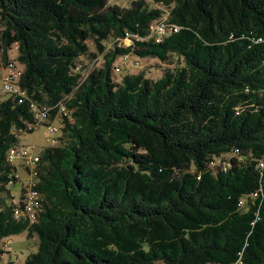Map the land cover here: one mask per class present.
I'll use <instances>...</instances> for the list:
<instances>
[{"label":"trees","instance_id":"obj_1","mask_svg":"<svg viewBox=\"0 0 264 264\" xmlns=\"http://www.w3.org/2000/svg\"><path fill=\"white\" fill-rule=\"evenodd\" d=\"M110 1L0 0V61L27 95L0 103V244L35 238L24 264H264V0ZM164 17L178 31L156 42ZM125 56L181 64L117 82ZM55 120L41 210L16 219L8 150Z\"/></svg>","mask_w":264,"mask_h":264},{"label":"built area","instance_id":"obj_2","mask_svg":"<svg viewBox=\"0 0 264 264\" xmlns=\"http://www.w3.org/2000/svg\"><path fill=\"white\" fill-rule=\"evenodd\" d=\"M151 35L159 42L160 39L170 33H175L178 28L166 21V18L152 23L149 27ZM130 43L128 37L124 38L119 43ZM127 56L124 57L126 59ZM115 73H119L120 69L115 68ZM22 75V66L14 61L1 62L0 61V103L7 98H16L19 102L27 99V95L24 90H21L18 86ZM30 108L32 109L36 120L39 123L47 122L48 114L51 108H38L35 104L31 103ZM58 113L67 116L68 111L63 104H58ZM48 132L52 135L51 138H47L46 141L52 145L56 144V134H59L60 129L54 124L50 123L45 127ZM7 159L9 162H13L14 159H18L21 163V167L25 171V178L22 181L21 176L18 174L15 177L21 181L20 190L17 196L14 195L13 204L17 206L14 208V218L18 219L21 216H26L31 222L35 221L38 213L41 210V196L33 189L35 179L38 172L39 152H36L33 148L17 146L8 150ZM263 162L259 165L263 166ZM13 183L10 182V186ZM14 194V193H13ZM23 194V198L19 195ZM240 264V263H235Z\"/></svg>","mask_w":264,"mask_h":264},{"label":"rangeland","instance_id":"obj_3","mask_svg":"<svg viewBox=\"0 0 264 264\" xmlns=\"http://www.w3.org/2000/svg\"><path fill=\"white\" fill-rule=\"evenodd\" d=\"M111 4H117L119 6H128L129 0H111ZM120 45H128L127 43H122ZM89 51L96 52L95 47L92 41H88ZM106 46L112 47L113 43L107 42ZM17 56V45H13L11 49L8 51V58L11 60H15ZM82 65H87L92 67H99L102 64V56H99L96 60H91L89 57H83L79 59ZM180 61L176 58L172 57L168 61L159 62L155 59H138L134 56H127L126 59L124 57L117 58L114 62L113 67L119 68L120 72H113V77L118 82L120 78L125 74H138L140 72H144L146 78L150 80L158 79L164 70L172 69L175 65H180ZM54 124L60 129L59 121L55 120ZM52 135L48 132L45 127L38 126L35 128V131L32 134L22 133L18 136V143L20 146L33 148L36 152H40V150L44 147H49L52 144L46 141L47 138H51ZM58 137V134L54 136ZM12 164L16 167L18 174L21 176L22 181L25 178V171L21 167V163L18 159H14ZM21 182H16L15 185L11 186L12 192L15 196L20 190ZM0 244V249L4 250L5 253L0 258V264H24L26 258L37 251V240L27 238L25 233H22L17 236H12L7 240L2 241Z\"/></svg>","mask_w":264,"mask_h":264}]
</instances>
